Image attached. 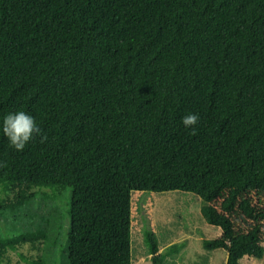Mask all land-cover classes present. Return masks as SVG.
Returning a JSON list of instances; mask_svg holds the SVG:
<instances>
[{
    "label": "trees",
    "instance_id": "obj_1",
    "mask_svg": "<svg viewBox=\"0 0 264 264\" xmlns=\"http://www.w3.org/2000/svg\"><path fill=\"white\" fill-rule=\"evenodd\" d=\"M18 111L42 133L17 151L0 127V185L13 207L70 188L68 264H131L144 191L204 201L225 264L262 257L264 0H0V126ZM46 238H0V258Z\"/></svg>",
    "mask_w": 264,
    "mask_h": 264
},
{
    "label": "rangeland",
    "instance_id": "obj_2",
    "mask_svg": "<svg viewBox=\"0 0 264 264\" xmlns=\"http://www.w3.org/2000/svg\"><path fill=\"white\" fill-rule=\"evenodd\" d=\"M35 196L13 207V193L0 185V238L19 232L44 230L47 238L7 251L0 264H29L20 255L41 264L66 262L70 188H34ZM198 196L185 191L141 192L131 196V264H152L144 231L150 230L158 246L161 264H225L226 252L206 250L202 240L217 237L220 230L200 214L204 205ZM182 244L178 249L172 245ZM264 249V242H263ZM238 264H264L261 258H242Z\"/></svg>",
    "mask_w": 264,
    "mask_h": 264
},
{
    "label": "clouds",
    "instance_id": "obj_3",
    "mask_svg": "<svg viewBox=\"0 0 264 264\" xmlns=\"http://www.w3.org/2000/svg\"><path fill=\"white\" fill-rule=\"evenodd\" d=\"M198 122L199 117L197 114H187L182 119L184 127L190 129L192 135L196 134L195 126ZM0 127H2L4 136L8 138L10 146L17 151H23L31 140L42 133L36 119L24 111L7 114L3 118Z\"/></svg>",
    "mask_w": 264,
    "mask_h": 264
}]
</instances>
